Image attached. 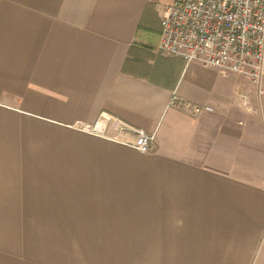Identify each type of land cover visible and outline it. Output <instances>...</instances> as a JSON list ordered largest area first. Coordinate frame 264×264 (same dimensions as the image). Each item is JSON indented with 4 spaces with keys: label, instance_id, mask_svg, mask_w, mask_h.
I'll use <instances>...</instances> for the list:
<instances>
[{
    "label": "crops",
    "instance_id": "obj_1",
    "mask_svg": "<svg viewBox=\"0 0 264 264\" xmlns=\"http://www.w3.org/2000/svg\"><path fill=\"white\" fill-rule=\"evenodd\" d=\"M157 1L0 0V264H264L257 87L160 55Z\"/></svg>",
    "mask_w": 264,
    "mask_h": 264
},
{
    "label": "built area",
    "instance_id": "obj_2",
    "mask_svg": "<svg viewBox=\"0 0 264 264\" xmlns=\"http://www.w3.org/2000/svg\"><path fill=\"white\" fill-rule=\"evenodd\" d=\"M160 55L199 63L223 77L237 75L257 87L264 106V0H173L161 17ZM249 111L248 96H240ZM170 107L197 116L211 109L194 106L176 93ZM107 137L97 126L87 129ZM134 147L143 154L154 149V136L138 132ZM264 191V187H263Z\"/></svg>",
    "mask_w": 264,
    "mask_h": 264
},
{
    "label": "rangeland",
    "instance_id": "obj_3",
    "mask_svg": "<svg viewBox=\"0 0 264 264\" xmlns=\"http://www.w3.org/2000/svg\"><path fill=\"white\" fill-rule=\"evenodd\" d=\"M158 5L155 9H153L149 14V19L152 20L151 25L153 28H158L160 26V19H161V13L166 8L167 5L172 3V0H158ZM152 40L155 41V36H150Z\"/></svg>",
    "mask_w": 264,
    "mask_h": 264
}]
</instances>
